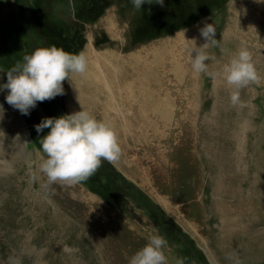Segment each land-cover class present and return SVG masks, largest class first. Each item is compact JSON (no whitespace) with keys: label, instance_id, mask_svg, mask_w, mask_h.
Returning a JSON list of instances; mask_svg holds the SVG:
<instances>
[{"label":"bare ground","instance_id":"6f19581e","mask_svg":"<svg viewBox=\"0 0 264 264\" xmlns=\"http://www.w3.org/2000/svg\"><path fill=\"white\" fill-rule=\"evenodd\" d=\"M246 3V0L241 3V12L245 10ZM251 10L253 13L260 12V8ZM119 13L117 8L108 11L92 27L88 38L90 43L84 50L89 61L87 74H73L70 81H64L65 94L59 97L68 113L85 110L99 120L113 123L111 116L118 110L129 120L135 132L130 137V143H138L141 147V151H135L137 154L130 156L134 152L133 147L125 148L120 143L123 152L120 160L124 161L123 165L120 164V170L126 171V177L138 182L139 187L161 203L176 220L184 219L187 211L193 214V210H196L198 214L194 216V224L201 223L206 229L205 233L210 235L206 237L212 238L211 241L206 239L210 246L208 251L212 252V256L220 264H246L247 260L251 262L264 258V231L255 229L260 214H264V156L260 157L264 150L260 153L255 149L259 162L253 160L252 146L247 149L242 144L239 150H234L238 136L233 131H236L239 122L236 113L241 108L249 107L251 89H242V104L234 106L230 100L232 89L219 80L223 79L222 69L225 64L215 52L208 50L210 55L215 56L214 61L206 62L209 72L217 75L213 77L200 74L205 79L206 89H202L201 96H198L206 105L196 103L189 104V107L185 104L184 107V102L189 100L184 98V78L194 84L199 77L191 70L190 62H182L184 54L189 57V52L177 50L181 45L185 46V40L182 41L185 37L171 46L167 44L166 47L170 46V49L153 52L154 57L150 58L147 56L149 53L145 55L135 47L132 23H128L127 18L122 20ZM103 26L107 29L105 33L101 31ZM99 38L103 41L108 38L111 42L102 45L99 44ZM226 40H230L229 34ZM165 63L167 64L164 65ZM207 80L210 81V87ZM121 94L126 98L115 99ZM119 139L121 142L120 137ZM260 141L258 149L264 147V131ZM7 157H14V153L9 151ZM127 164L132 167L127 168ZM36 172L42 194L41 198L35 200L32 212L25 211V217L21 218L23 210L17 206L12 205L8 210L9 204L0 210V224L8 231L3 230L6 237L16 233L18 237L23 235L24 231H17L18 221L21 219H26V224L33 223L31 220L35 223H40L41 219L48 220L55 230L52 234L55 233L56 238L64 239L73 235L75 217L80 214L88 215L90 198L80 187L59 183L46 186L47 177L39 172V165ZM8 180H0V185L5 189L9 187ZM244 188L250 190L245 192ZM163 194L169 199L161 196ZM50 202L60 208L57 213L49 214ZM231 210L240 214L248 212L251 216L248 228L238 227L239 223L235 225V218L230 219L227 215ZM208 219L222 222L215 233L209 230ZM11 220L16 221L13 222V227L16 228L10 232L5 221ZM193 231L201 240L206 238L197 228ZM36 233L35 236H40L38 230ZM82 236L85 241L80 239L77 242L90 255L91 262L88 261V264H128L129 258L146 245L144 243L140 246L132 241L130 246L126 245L127 241H100L96 236ZM64 242L66 241H37L39 251L36 259L41 260L40 252H43L47 261L68 264L58 257Z\"/></svg>","mask_w":264,"mask_h":264},{"label":"rangeland","instance_id":"374dc122","mask_svg":"<svg viewBox=\"0 0 264 264\" xmlns=\"http://www.w3.org/2000/svg\"><path fill=\"white\" fill-rule=\"evenodd\" d=\"M243 1L164 0V6L161 7L152 0V5L144 4L139 12L133 6L132 0H0V85L7 83V71L15 64L22 62L24 56L32 54L37 48L56 46L71 54L84 52L85 47L90 43L88 38L92 27L114 8H117L122 15L120 16L122 20L127 18L126 21L132 23L133 44L145 55L149 53L147 56L150 58L154 57L153 52L170 49L172 43L184 37L186 40L195 39L196 46H202L206 41L201 36V29L205 24H213L216 29L214 38L218 43L217 46L210 47L208 50L215 52L219 58L221 57V62L227 64L240 48H247L252 54L258 73L264 77V0H246L245 10L241 12L240 6ZM253 7L260 8V12L253 13L251 10L254 9ZM183 29L186 30L184 36ZM106 30L104 26L101 27L102 32L105 33ZM228 34L229 41L226 40ZM182 41L184 42V39ZM110 42L108 38L104 41L99 38V44L108 45ZM167 44L170 46L166 47ZM189 48H191L190 44L187 47L181 45L177 50L186 53ZM194 56L195 53H193ZM182 62L189 63V57L184 54ZM198 76L194 84L184 78V98L189 99L184 102V107L185 104L187 107L189 104H205L203 100H199L201 97L198 95L201 96L202 89H206V82L203 76V79L200 75ZM219 80L221 84H226L224 79L219 78ZM207 83L209 84L210 81L207 80ZM208 86L210 87V84ZM248 90H250L249 109L241 108V111L236 113L239 122L235 128L236 131H233L238 136L234 150H239L243 145L247 149L252 146L254 150L251 149V153H254L253 160L256 161L259 155L255 149L260 153L264 150V147L257 148L261 142V133L264 131V82L259 85L251 84ZM7 94V90L0 91V105L3 108V111H0V180L10 178L8 180L10 184L8 189L0 185V210L8 207L9 204L8 210L17 206L18 209L22 208L21 218H23L25 211L32 212L35 200L38 197L41 198L42 194L37 179L33 181L32 176L33 174L37 176V166L43 155L41 138L47 135L50 129L37 133L35 126L44 118H58L70 114L62 99L57 96L49 101L37 102V106L25 116L7 104L5 99ZM124 98L126 97L121 94L115 99ZM111 120L116 124L121 138L120 143H123L122 147H133L134 152L137 153L141 151L138 143H130V137L135 135V132L129 120L118 110L111 116ZM244 138L247 139L244 140ZM9 151L14 153V157H7ZM134 152L130 156L137 154ZM262 156L264 154L261 153L260 157ZM123 163V160L115 164L104 161L98 171L87 181L73 185L80 187L91 202L88 215L80 214L75 217V231L72 237L68 236L64 239L54 237L55 233L52 234L55 231L54 228L48 220L44 219L39 220L40 223L31 220L33 222L31 224H26V219L18 221L17 231L25 232L21 237H18L17 233L6 237L3 230L7 231V228L3 229V225L0 224V264H56L45 260L43 252H40L39 256L42 259H36L39 251L37 241L43 240L66 241L61 246L59 260H65L68 264H88V261L91 262V257L82 244L77 242L80 239L85 241L82 235L96 236L100 241L115 240L124 243L127 241L126 245L130 246L132 241H136V244L141 246L155 234L165 237L168 241L165 254L171 264H175L178 258H182L184 264H220L219 260L212 256V252L208 251L210 246L206 243V239L211 241L212 238L209 240L206 237L210 235L205 233L206 229L201 223L194 224V216L198 212L193 210V215L187 211L188 215L184 214V219L176 220L169 215L161 203L142 190L138 182L126 177L124 174L126 171L120 170V164L123 165ZM127 165V168L132 167ZM244 190L248 192L250 189L244 188ZM78 191H75L76 194ZM153 195H155L154 191ZM161 196L169 199L165 194ZM17 197L21 200L18 201ZM48 208L49 214L57 213L60 209L51 202ZM232 212L234 211L231 210L227 215L230 219L235 218L237 222L235 225L239 223L238 227L248 228L251 220L248 212L241 214ZM259 217L255 229L264 231V214L261 213ZM13 222L16 221H5L10 232L16 228L13 227ZM221 223L220 220L208 219L209 230L215 233V230L221 227ZM193 227L206 238L201 240L199 235L194 233ZM37 230L40 236H35ZM245 262L246 264H264V258Z\"/></svg>","mask_w":264,"mask_h":264},{"label":"clouds","instance_id":"9594fccd","mask_svg":"<svg viewBox=\"0 0 264 264\" xmlns=\"http://www.w3.org/2000/svg\"><path fill=\"white\" fill-rule=\"evenodd\" d=\"M132 3L140 10L144 4L152 5V0H132ZM155 4L163 7L164 0H155ZM185 31L182 30L183 36ZM215 35L214 25L205 24L201 36L206 42L202 46L197 47L195 39L184 38L185 46L191 45L188 49L189 62L196 75H217L209 72L206 63L215 60V56L208 52L210 47L217 46ZM88 66V57L83 51L71 54L56 46L37 48L7 71V83L0 85V91L7 90V104L27 116L37 102L64 95L63 82L70 81L73 74L85 76ZM222 75L232 89L230 100L234 106L242 104V89L264 82V77L253 63L251 52L243 47L223 66ZM0 111H3L2 105ZM44 129L50 131L40 141L43 155L40 157L39 172L47 177L46 186L57 183L73 186L85 182L98 171L102 162L115 164L123 155L115 125L99 120L85 110L58 118H44L35 130L41 133ZM36 179L33 174L32 180ZM167 247L165 237L152 235L146 245L129 258L128 264H168ZM175 264H184V260L178 258Z\"/></svg>","mask_w":264,"mask_h":264},{"label":"crops","instance_id":"0c3cea01","mask_svg":"<svg viewBox=\"0 0 264 264\" xmlns=\"http://www.w3.org/2000/svg\"><path fill=\"white\" fill-rule=\"evenodd\" d=\"M119 5H121V4H119ZM141 10V9H140ZM140 10H138L139 12H140Z\"/></svg>","mask_w":264,"mask_h":264}]
</instances>
